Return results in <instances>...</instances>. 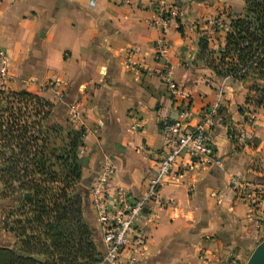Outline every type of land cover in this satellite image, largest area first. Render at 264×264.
<instances>
[{
  "label": "crops",
  "instance_id": "0c3cea01",
  "mask_svg": "<svg viewBox=\"0 0 264 264\" xmlns=\"http://www.w3.org/2000/svg\"><path fill=\"white\" fill-rule=\"evenodd\" d=\"M222 7L233 13L242 10L243 2L0 0V52L7 58L9 89L50 102L54 121L85 131L77 193L100 256L104 246L89 190L103 156L114 165L110 193L122 191L136 199L164 155L162 124L180 110L155 76L162 68L154 53L160 37L173 79L189 96L193 124L221 93L209 138L222 168L201 170L186 157L178 159L159 187L160 203L145 210L147 221H137L145 236L139 264H246L264 238V108L251 114L248 125L239 115L245 89L215 76L197 59L198 39L224 18ZM160 8L167 20L161 29L153 24ZM130 62L137 72L127 68ZM74 111L81 114L78 121ZM137 121L143 127L131 130ZM228 126L237 133L235 143ZM232 178L259 192V208L239 198Z\"/></svg>",
  "mask_w": 264,
  "mask_h": 264
},
{
  "label": "trees",
  "instance_id": "16d2710c",
  "mask_svg": "<svg viewBox=\"0 0 264 264\" xmlns=\"http://www.w3.org/2000/svg\"><path fill=\"white\" fill-rule=\"evenodd\" d=\"M217 23L213 30L222 40L203 32L197 59L215 76L244 86L245 105L264 107V0H244L241 13ZM52 109L36 95L0 85L2 196H21L4 220L16 243L0 248V264L100 263L77 193L84 130L51 122ZM247 111L240 107L239 115L250 125ZM227 133L235 143L237 133L230 126Z\"/></svg>",
  "mask_w": 264,
  "mask_h": 264
},
{
  "label": "built area",
  "instance_id": "2783aa9c",
  "mask_svg": "<svg viewBox=\"0 0 264 264\" xmlns=\"http://www.w3.org/2000/svg\"><path fill=\"white\" fill-rule=\"evenodd\" d=\"M165 14L162 8L157 9V17L153 24L160 29L167 25ZM154 53L155 59L162 60V68L157 70L155 76L167 88L172 98L179 103L180 110L177 118L166 120L162 124V133L166 137L164 155L159 161L154 177L147 182L144 190L136 199H131L122 191L110 193L109 184L114 174V165L109 156H103L98 177L89 190L104 246L100 263L139 264L145 236L137 221H147L145 210L154 203H160L159 187L175 171L178 159L186 157L191 167L201 170L210 167L222 168V162L216 156L209 138V128L220 112L221 93H216L215 99L193 124L192 115L188 110L189 96L173 79V66L166 58L164 38L160 37L156 41ZM6 60L5 54L0 52V78L7 77ZM127 68L133 72L138 71V67L132 62L127 64ZM0 85L5 84L0 83ZM80 115L79 111L73 112V117L77 121ZM142 127L143 124L137 121L132 124L131 130L135 131ZM79 155H84V149L79 150ZM230 183L239 198L251 209L260 207L261 197L257 190L238 178H232ZM123 253H125V260L121 261Z\"/></svg>",
  "mask_w": 264,
  "mask_h": 264
},
{
  "label": "rangeland",
  "instance_id": "374dc122",
  "mask_svg": "<svg viewBox=\"0 0 264 264\" xmlns=\"http://www.w3.org/2000/svg\"><path fill=\"white\" fill-rule=\"evenodd\" d=\"M237 1H242L243 4H244V0H237ZM222 9L223 10H221V12H223L224 15H226L227 13H231V12L225 11L224 7H222ZM241 11L242 10L239 11V10H236L234 8V9H232V12H233L232 14L236 15L237 13H241ZM215 25L217 27H219V24H215ZM213 28H211V33L210 34H208L207 31H206V33L208 35H210L211 37H214V39L218 38V39L222 40V35L220 33L216 34L214 32ZM214 33L216 34V36L214 35ZM201 62H203L204 66H206V63H205L204 60H202ZM0 83H2L3 85L5 84L6 87L9 88L8 85L10 83V80L5 76L4 78H0ZM242 87L245 89L244 90V103H245V98H246L247 95H249V91L244 86H242ZM244 106L248 110L247 111L248 112L247 113L248 114L247 117L249 118V122H251V114H253V112H255L256 110H258L260 108H264L263 106L262 107H256L252 103H249V104H246V105L244 104ZM50 121L51 122H56V121H54L52 119L51 115H50ZM61 125H63V126H73V123L69 122V125H64V123L61 124ZM250 125H251V123H250ZM20 198H21L20 195L11 196V197H3L2 196V187L0 185V248H10V244H12V242H13V246L16 243V240L14 239V236H13L11 230H9L8 227L5 225L4 220H5L6 216L8 215V212L16 207L17 202H18V200H20Z\"/></svg>",
  "mask_w": 264,
  "mask_h": 264
},
{
  "label": "water",
  "instance_id": "95a60500",
  "mask_svg": "<svg viewBox=\"0 0 264 264\" xmlns=\"http://www.w3.org/2000/svg\"><path fill=\"white\" fill-rule=\"evenodd\" d=\"M24 197L28 198L29 195L25 194ZM246 264H264V240L260 242L252 251Z\"/></svg>",
  "mask_w": 264,
  "mask_h": 264
}]
</instances>
